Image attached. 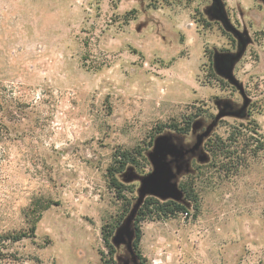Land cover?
<instances>
[{"label":"rangeland","instance_id":"1","mask_svg":"<svg viewBox=\"0 0 264 264\" xmlns=\"http://www.w3.org/2000/svg\"><path fill=\"white\" fill-rule=\"evenodd\" d=\"M250 103L263 140L264 0H0V236L36 227L0 240V264H107L103 233L126 208L114 154L199 112L190 134L156 136L143 171L119 174L134 192L113 264H139L134 218L150 196L190 214L142 224L148 264H264V155L227 177L204 149L246 125Z\"/></svg>","mask_w":264,"mask_h":264},{"label":"trees","instance_id":"2","mask_svg":"<svg viewBox=\"0 0 264 264\" xmlns=\"http://www.w3.org/2000/svg\"><path fill=\"white\" fill-rule=\"evenodd\" d=\"M207 23H210L206 20ZM211 24H217L221 27L224 34L232 39L235 46L237 45V40L234 35L226 31L223 24L219 21L213 22ZM212 68L215 77L223 84H227L226 81L220 77L215 70V54L212 56ZM252 106L250 103L247 108V124H240L238 126H232L231 132L227 137H223L217 133L212 134L208 137L204 143L205 151L210 155L211 162L208 166H211L225 176L230 177L237 174L240 169L248 165L251 160L259 158L264 155V139H259L258 130L256 129L257 123L251 120L252 117ZM225 115H234L238 113H230L229 107L222 110ZM203 116V113H196L193 116L187 117L184 121L180 123H173L168 126H161L157 129L156 135L152 137L151 142L147 148H135L133 150H119L114 154L115 166L109 171L110 182L113 188L117 190L118 196L125 201L126 208L124 209V214L121 216L120 220L114 226H111L103 233V241L109 250V255L111 256L107 264L114 263V256L117 251L113 245V239L116 235L117 230L123 225L127 216L132 211V202L125 195V192H134L133 186H127L119 181V174H122L129 166H134L136 169L143 171L146 166L150 165L146 152L155 146L156 139L159 135L165 132L168 128L176 133L188 135L191 133L194 123L197 119ZM219 121V120H218ZM221 122V121H219ZM157 136V137H156ZM180 189L185 194V199L190 202L192 207L197 211L200 207L199 197L196 193L194 184L182 183ZM48 208V205L45 207ZM190 214V207L186 203L178 202L176 200H160L155 197H146L141 206L137 209L134 218V234L135 238L133 241V249L139 264H148L147 259L144 257L141 251V242L143 239V229L142 224L146 221L152 220H165L177 218L180 215ZM36 227L34 226L30 234L27 232L15 233L6 236H0V240H8L13 243L22 241L27 237L35 235Z\"/></svg>","mask_w":264,"mask_h":264},{"label":"water","instance_id":"3","mask_svg":"<svg viewBox=\"0 0 264 264\" xmlns=\"http://www.w3.org/2000/svg\"><path fill=\"white\" fill-rule=\"evenodd\" d=\"M167 200H169V199H167ZM163 201H165V200H163ZM121 227H122V226H121ZM121 227H120V228H121ZM120 228H119V229H120ZM119 229H118V230H119ZM118 230H117V231H118Z\"/></svg>","mask_w":264,"mask_h":264},{"label":"flooded vegetation","instance_id":"4","mask_svg":"<svg viewBox=\"0 0 264 264\" xmlns=\"http://www.w3.org/2000/svg\"><path fill=\"white\" fill-rule=\"evenodd\" d=\"M134 250V249H133ZM138 260V259H137ZM139 262V261H138Z\"/></svg>","mask_w":264,"mask_h":264},{"label":"built area","instance_id":"5","mask_svg":"<svg viewBox=\"0 0 264 264\" xmlns=\"http://www.w3.org/2000/svg\"><path fill=\"white\" fill-rule=\"evenodd\" d=\"M186 216H187V214H186Z\"/></svg>","mask_w":264,"mask_h":264}]
</instances>
